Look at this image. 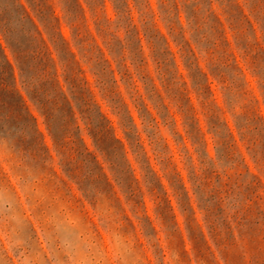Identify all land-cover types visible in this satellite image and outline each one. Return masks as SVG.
<instances>
[{
    "label": "rangeland",
    "instance_id": "1",
    "mask_svg": "<svg viewBox=\"0 0 264 264\" xmlns=\"http://www.w3.org/2000/svg\"><path fill=\"white\" fill-rule=\"evenodd\" d=\"M137 1L129 0L131 13L123 19L114 0H0L14 29L21 25L19 2L27 8L56 60L67 47L77 55L75 71L88 81L87 96L125 144L126 165L137 179L131 197L78 113L87 151L81 146L82 156L72 151L65 160L89 177V169L99 167L86 154L97 156L114 186L96 182L98 203H91L64 173L69 166L23 90L48 151L44 160L37 156L31 131L0 108V264H264V0ZM75 15L89 43L102 48L104 55L95 50L96 56L108 60L103 77L95 75L94 60L87 62L73 39ZM183 40L194 58L186 55ZM0 41L7 46L1 32ZM6 52L16 63L12 51ZM220 62L229 67L216 68ZM197 64L209 76L210 108L232 133L229 152L208 133L194 89ZM214 69L223 71L231 92L210 74ZM108 89L121 114L130 112L137 124L131 145ZM178 90L199 120V148L178 111ZM250 115L256 120L247 130L242 126ZM83 184L88 187V180ZM150 188L169 201L166 209L157 208Z\"/></svg>",
    "mask_w": 264,
    "mask_h": 264
},
{
    "label": "trees",
    "instance_id": "2",
    "mask_svg": "<svg viewBox=\"0 0 264 264\" xmlns=\"http://www.w3.org/2000/svg\"><path fill=\"white\" fill-rule=\"evenodd\" d=\"M135 2L136 5H138L137 2L139 1L135 0ZM163 3H165V1ZM139 4L141 5V3ZM38 6L39 4H36V7ZM77 6L84 12L80 3ZM114 6L116 13L123 19L126 15H130L131 13L129 0H114ZM19 7L22 11V13H19V22L21 23L19 30L14 29L10 19L4 17L3 12L0 11V32L7 44V46H4L0 41V108H6V116L12 120V123L18 122L22 127L24 126L31 131V144L35 146L38 153L37 156L44 160L46 157L44 153L48 151V148L45 145L44 136L38 129L37 119L30 112L23 95V90H25L41 116L44 118L46 128L58 154L62 157V162L65 158L69 159L68 155L70 156L71 154L69 153L72 151L82 156V153L79 152L81 146L87 151L80 134L81 126L78 123L77 117L79 113L97 151L102 156L107 157L108 160H112L111 167L117 168L118 177L124 181V185H127V188L131 192V197L136 196L135 190L131 185L132 179L134 181H137V179L135 178L134 171L131 170L130 172L131 165H126L129 160L127 158V152L125 151V144L122 140L114 136L113 129L110 127V122L106 120L105 115L101 111V107L97 104L94 105L91 98L87 96L88 81L84 78H79V74L83 73L81 70L78 72L75 71L76 66L80 67L77 61V55L72 52L70 47H67L66 51L64 49L60 50V54L63 53L64 56L59 55L58 60H56L54 58V52L46 43L43 33L39 29L34 18L21 2H19ZM69 12L70 11L67 13L68 16H73L71 12ZM179 17L180 16H178V18ZM194 18H196V15H194ZM78 19L79 17L77 15H75L73 19H70V26L74 28L72 34L73 39L76 44L81 46L80 52H82L87 62L94 60V66L97 68L95 75L103 77L106 73L104 63L108 62V60H102V56H96L95 50L101 53V55H104L103 50L99 45H92L89 43L88 38L81 32ZM130 26L131 24L129 23L127 28ZM159 35H161L159 37H163L162 34ZM156 36H154V38H156ZM60 38L63 41V45H68L62 34H60ZM183 41L186 45L184 46L187 50L186 55H190V58H194L195 53L188 48L191 47V44L186 40ZM7 48L12 51L16 63H13L9 59L6 52ZM158 63L160 68V66L165 63V60ZM193 64L194 62L190 61V69L193 68ZM220 67L226 68L229 67V65L220 62L216 65V68ZM214 70L217 71V69ZM214 70L211 71L210 74L218 80L221 88L225 92H231L232 87L228 85L227 79L222 73L223 71H217V73H215L216 71ZM208 77V74L204 73L197 64L196 72H194V89L197 91L198 96L202 98L203 114L208 120V133L215 135L219 146L229 152L233 146L232 133L227 123H222L216 112L210 108L208 98L205 97V94L210 89ZM61 78L63 79L61 80ZM155 92H157V90ZM113 93L114 90L112 89L106 90V95L114 102L116 116L120 117L119 125L126 133L127 141L129 145H131V135L134 134V129L137 131V124L130 112L127 117L121 114L122 106L117 104V101H114L115 99L112 98ZM174 97H176L178 101V111L184 116V126L187 127L186 133L191 136L193 145L199 148V145L201 146L203 142L201 136L202 132L198 126L199 120L194 117L195 112L194 114L192 113V111H194L192 103L189 97L186 98L187 102L184 103L185 98L181 91ZM95 107H97L98 111ZM255 120L256 118L254 116H247L243 121L242 128L249 130L251 123ZM150 123L151 121H149V124ZM181 138L183 139V136H181ZM121 149H123V154L119 155V150ZM86 156H91V163L93 162L98 165V171L94 170V168H90V175L86 177L82 174V169L79 166L71 165L70 161L66 162L65 160L69 167L64 173L70 180L78 185L80 184V190L86 199L90 200L93 204H97V194L99 190H101L100 183L102 184V181H105V186H111V189H113L114 186L110 184L109 177L97 160V156H92L90 153H87ZM86 162H90V160ZM197 178H200V176H197ZM86 179L89 182L88 187H85V184H83ZM98 181L100 182L98 183L99 185L96 183ZM183 189H185L184 186ZM104 190L106 189L103 187V191ZM92 191H94L95 194H92ZM149 191L150 194L154 196V202L157 208L161 210L166 209L165 205L169 201L159 196L155 192V188H150ZM107 193L108 190L106 191V195ZM116 194L117 193H113V195ZM116 202L122 203L117 197Z\"/></svg>",
    "mask_w": 264,
    "mask_h": 264
}]
</instances>
